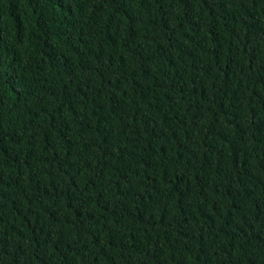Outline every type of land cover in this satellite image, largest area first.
<instances>
[{
	"label": "trees",
	"instance_id": "trees-1",
	"mask_svg": "<svg viewBox=\"0 0 264 264\" xmlns=\"http://www.w3.org/2000/svg\"><path fill=\"white\" fill-rule=\"evenodd\" d=\"M0 264H264V0H0Z\"/></svg>",
	"mask_w": 264,
	"mask_h": 264
}]
</instances>
